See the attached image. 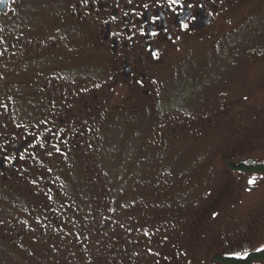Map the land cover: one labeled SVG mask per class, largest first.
I'll return each instance as SVG.
<instances>
[{
	"label": "rangeland",
	"instance_id": "374dc122",
	"mask_svg": "<svg viewBox=\"0 0 264 264\" xmlns=\"http://www.w3.org/2000/svg\"><path fill=\"white\" fill-rule=\"evenodd\" d=\"M242 10L231 11L230 22L215 27L216 35L185 42L170 54L159 70L161 102L154 113L91 141L92 151L76 158L84 164L66 166L74 208L71 217L72 209H66L63 240L27 224L28 236L17 239L13 250L0 241V264H119L114 246L120 235L95 230L110 220L123 230L130 224L138 244L145 239L152 245L153 250L139 247L149 253V264H222L212 255L264 249V174L230 164L264 161V0H242ZM221 107L229 114L207 127L206 118ZM241 113L244 120H238ZM173 126L179 138L159 144L156 133ZM144 154L145 163L130 168ZM27 173L19 184L5 183L12 189L0 187V235L17 224L21 203L29 204ZM209 202L214 205L206 208ZM36 219L40 226L46 221ZM88 227V245V236L76 242L67 236L72 228ZM78 240L86 241L81 253ZM246 264H264V258Z\"/></svg>",
	"mask_w": 264,
	"mask_h": 264
},
{
	"label": "flooded vegetation",
	"instance_id": "af4514ba",
	"mask_svg": "<svg viewBox=\"0 0 264 264\" xmlns=\"http://www.w3.org/2000/svg\"><path fill=\"white\" fill-rule=\"evenodd\" d=\"M234 10L243 11L242 0H0V187L11 188L8 180L19 184L25 170L32 184L26 189L29 204L21 203L17 224L0 240L13 248L28 236L27 224L59 240L66 209L71 217L74 208L65 186L69 165L84 164L76 158L91 150V141L154 113L161 102L159 70L170 54L185 42L216 35L215 27L229 23ZM228 114L221 107L206 126ZM238 120H244L242 113ZM165 129L156 133L159 144L179 138L174 126ZM145 156L130 168L143 165ZM36 218H44V225ZM95 226L120 235L114 246L119 264H149V253L139 247H153L145 239L138 244L130 224L127 230L111 220ZM90 230L72 228L67 236L74 242L88 236V245ZM85 242L78 240L77 252Z\"/></svg>",
	"mask_w": 264,
	"mask_h": 264
},
{
	"label": "trees",
	"instance_id": "16d2710c",
	"mask_svg": "<svg viewBox=\"0 0 264 264\" xmlns=\"http://www.w3.org/2000/svg\"><path fill=\"white\" fill-rule=\"evenodd\" d=\"M230 164L239 170L242 169L244 171H249V172L257 171V172L264 174V161L259 162V161L246 160V161H241V162L233 163V164L230 163ZM80 180L84 182L82 178ZM78 183H80V181H78ZM7 248L9 250L12 249V247L10 248L8 245H7ZM213 257H214L213 259L219 260L220 262H222V264L223 263L224 264H245L249 261L256 260L257 258H264V249L247 252L245 253V256H236V255L232 256V255H224V254L220 256L219 254H216V255L214 254Z\"/></svg>",
	"mask_w": 264,
	"mask_h": 264
},
{
	"label": "snow or ice",
	"instance_id": "6c2138e0",
	"mask_svg": "<svg viewBox=\"0 0 264 264\" xmlns=\"http://www.w3.org/2000/svg\"><path fill=\"white\" fill-rule=\"evenodd\" d=\"M185 28H187L188 27V25H183ZM248 183L249 184H254L255 183V180L254 179H250L249 181H248ZM218 215V214H217Z\"/></svg>",
	"mask_w": 264,
	"mask_h": 264
}]
</instances>
